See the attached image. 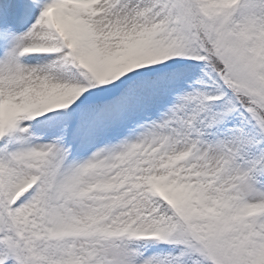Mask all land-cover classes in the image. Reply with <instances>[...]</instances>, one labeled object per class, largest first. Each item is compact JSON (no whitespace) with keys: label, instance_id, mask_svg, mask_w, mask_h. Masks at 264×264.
I'll list each match as a JSON object with an SVG mask.
<instances>
[{"label":"snow or ice","instance_id":"6c2138e0","mask_svg":"<svg viewBox=\"0 0 264 264\" xmlns=\"http://www.w3.org/2000/svg\"><path fill=\"white\" fill-rule=\"evenodd\" d=\"M0 264H264V0H0Z\"/></svg>","mask_w":264,"mask_h":264}]
</instances>
